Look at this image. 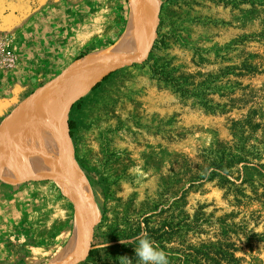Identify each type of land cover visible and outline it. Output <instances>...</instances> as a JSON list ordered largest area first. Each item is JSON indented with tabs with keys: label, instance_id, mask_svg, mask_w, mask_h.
<instances>
[{
	"label": "rangeland",
	"instance_id": "obj_1",
	"mask_svg": "<svg viewBox=\"0 0 264 264\" xmlns=\"http://www.w3.org/2000/svg\"><path fill=\"white\" fill-rule=\"evenodd\" d=\"M144 1L156 14L149 54L123 60L68 111L78 183L63 172L57 142L52 166L15 181L0 174V264H49L71 239L85 197L97 219L77 264H127L108 255L118 245L137 264L141 233L174 264V226L184 244L175 247L233 255L220 264H264V0ZM9 2L0 0V129L64 84L77 61L114 46L132 0ZM244 58L258 70L213 87L210 99L232 106L223 114L182 101L155 72L158 63L205 76ZM218 149L245 158L225 175L206 159Z\"/></svg>",
	"mask_w": 264,
	"mask_h": 264
},
{
	"label": "bare ground",
	"instance_id": "obj_2",
	"mask_svg": "<svg viewBox=\"0 0 264 264\" xmlns=\"http://www.w3.org/2000/svg\"><path fill=\"white\" fill-rule=\"evenodd\" d=\"M155 17L150 4L144 0H132L128 26L114 46L77 61L64 84L36 100L33 99L17 116L2 125L1 175L15 181L52 166L51 150L54 142H57L61 159L63 158V172L75 184L78 183L72 136L68 132L66 121L68 111L78 97L90 90L114 67L123 63V60L139 59L147 55L152 43ZM108 118V115L99 117L100 121ZM106 127H99L96 135L103 136ZM58 160L60 159H56ZM13 168L16 170L13 171ZM91 205L90 198L85 197L80 205L71 239L49 264H75L88 255L92 234L89 228L97 219V211Z\"/></svg>",
	"mask_w": 264,
	"mask_h": 264
},
{
	"label": "trees",
	"instance_id": "obj_3",
	"mask_svg": "<svg viewBox=\"0 0 264 264\" xmlns=\"http://www.w3.org/2000/svg\"><path fill=\"white\" fill-rule=\"evenodd\" d=\"M230 50L231 49L229 48L225 49L223 51L224 55L220 56V54H217V57H219L222 62H228L230 59L227 57V55ZM203 62H205V59L200 56L198 64ZM257 70L258 68L256 65H254L249 59L244 58L239 64L220 67L217 73H210L206 74L205 76L185 73L180 71V69L175 66L174 69H171L170 65H159L158 63L156 65L155 72L163 82L172 85L174 88V93L178 95L182 101L186 103L193 101L196 105L204 107L210 113L223 114L226 113L232 106L221 105L210 99V95L215 93L213 87L216 86L218 82H220V84L223 83L225 79L226 85L230 84L232 82L230 79L231 76L242 77L245 73H254ZM197 77H200L201 79L198 80ZM237 84L240 85L239 82H237ZM219 87L222 88V84L219 85ZM221 90L222 89H220V92H223ZM237 125L238 124L236 123L235 126ZM69 126L72 134L74 123L70 122ZM244 158L245 157H238V155L234 154L233 152H227L226 150L221 149L216 151L212 150L210 151V155L206 156V159L209 160L210 165L214 167V169L222 171L225 175L231 174L233 167H235ZM212 174L214 177H218L220 179L221 185H234V183L224 179L226 176L216 172H212ZM178 234L179 232L174 226V264H220L222 261H235L233 255L228 251H224L223 253L216 255L214 258H210L208 254L195 251L192 248L181 249L184 244L179 243L180 241L177 238ZM175 244H178L181 247H175ZM132 246L134 245L131 244V247ZM117 247L121 249L118 255H115L112 252H108V255H113V260L116 258L122 260L123 257L128 254H125L123 250L127 246L118 245Z\"/></svg>",
	"mask_w": 264,
	"mask_h": 264
},
{
	"label": "clouds",
	"instance_id": "obj_4",
	"mask_svg": "<svg viewBox=\"0 0 264 264\" xmlns=\"http://www.w3.org/2000/svg\"><path fill=\"white\" fill-rule=\"evenodd\" d=\"M121 243H125V241L121 240ZM135 253L137 264H169L168 254L160 249L146 233H141L136 237ZM123 259L127 264H132V261L127 257H123Z\"/></svg>",
	"mask_w": 264,
	"mask_h": 264
},
{
	"label": "crops",
	"instance_id": "obj_5",
	"mask_svg": "<svg viewBox=\"0 0 264 264\" xmlns=\"http://www.w3.org/2000/svg\"><path fill=\"white\" fill-rule=\"evenodd\" d=\"M10 2L8 3V7L9 6H12L13 7V5H14V3L16 2V1H18V0H9ZM36 1L37 0H21V2L22 3H26V2H28L29 4H32V5H34V4H36ZM32 5H30L31 7H30V11L32 12V13H34L36 10H35V7H33ZM18 11H19V9H18ZM17 11V12H18ZM30 12V13H31Z\"/></svg>",
	"mask_w": 264,
	"mask_h": 264
},
{
	"label": "water",
	"instance_id": "obj_6",
	"mask_svg": "<svg viewBox=\"0 0 264 264\" xmlns=\"http://www.w3.org/2000/svg\"><path fill=\"white\" fill-rule=\"evenodd\" d=\"M150 50H151V49L148 50L147 55L149 54ZM132 63H133V60H129V61H126V62H125V64H127V65H130V64H132ZM125 64H122V65H125ZM117 66H119V65H117ZM117 66H116V67H117ZM88 254H89V253H88ZM80 261H81V260H80ZM77 263H78V262H77ZM77 263H75V264H77Z\"/></svg>",
	"mask_w": 264,
	"mask_h": 264
}]
</instances>
